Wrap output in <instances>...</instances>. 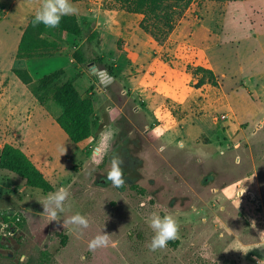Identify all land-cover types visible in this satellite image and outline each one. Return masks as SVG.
Wrapping results in <instances>:
<instances>
[{"label": "rangeland", "instance_id": "1", "mask_svg": "<svg viewBox=\"0 0 264 264\" xmlns=\"http://www.w3.org/2000/svg\"><path fill=\"white\" fill-rule=\"evenodd\" d=\"M8 1L0 2V154L6 143L26 146L53 191L68 187L71 207L51 221L41 204L46 194L0 169V210L21 218L3 221L0 237H19L17 253L26 257L16 263L0 253V264H264V0H192L163 44L173 51L162 53L158 67L173 69L178 83L148 72L144 53L137 65L125 60L127 40L108 25L120 20L139 39L138 22L124 11L108 17L111 0H70L83 37L53 29L46 34L55 44L50 52L17 59L15 34L24 33L34 13ZM194 32L201 50L192 45ZM153 43L143 30V52ZM179 44L190 58H181ZM78 49L85 64L74 58ZM22 65L34 82L65 70L82 96L93 97L91 139L68 138L55 121L61 108L52 100L41 105L14 75ZM105 128L115 133L111 148L93 161ZM113 152L123 161V190L106 179ZM76 212L89 220L79 234L63 223ZM152 212L171 214L178 225L176 238L155 251ZM12 225L14 235L4 236ZM103 231L108 246L90 251L88 242Z\"/></svg>", "mask_w": 264, "mask_h": 264}, {"label": "trees", "instance_id": "2", "mask_svg": "<svg viewBox=\"0 0 264 264\" xmlns=\"http://www.w3.org/2000/svg\"><path fill=\"white\" fill-rule=\"evenodd\" d=\"M191 3L192 0H111L107 7L108 10L142 15L141 29L156 43L163 45ZM33 17L30 18L22 35L16 54L17 59L39 57L50 52L55 44L46 37V34L53 29L79 39L83 37L84 31L75 15L62 17L55 28H48L43 24L34 26ZM86 26L92 29L91 24ZM97 35L98 33L94 31L89 41L96 39ZM74 58L80 64L87 62V58L83 56L80 49L75 52ZM197 70L215 77L210 69L198 67ZM13 73L30 89L41 105L44 106L47 100H52L61 108V114L55 118V121L72 142L79 144L94 136L97 127L95 101L93 97L80 94L74 79L65 78V70L46 75L38 82L33 81L26 69L17 68L13 70ZM0 169L20 177L25 181L26 186L32 189L40 190L45 194L54 190L53 184L33 160L20 147L11 143H6L1 150ZM134 188L136 189L137 186ZM120 189L123 190L124 187L121 186ZM19 218H13L12 214L7 211H0L1 221L11 222L13 220L19 224L18 222L21 221V218L18 220ZM9 229H15V226L12 225L7 230Z\"/></svg>", "mask_w": 264, "mask_h": 264}, {"label": "clouds", "instance_id": "3", "mask_svg": "<svg viewBox=\"0 0 264 264\" xmlns=\"http://www.w3.org/2000/svg\"><path fill=\"white\" fill-rule=\"evenodd\" d=\"M77 9L72 5L70 0H42L41 7L36 10L32 23L33 25L43 24L48 28H55L59 25L62 17L77 13ZM159 132V129H155ZM114 130L111 128H105L99 134V137L93 146L90 154V159H95L107 152L111 148V141L114 137ZM182 145V142H181ZM163 150V148H161ZM223 155V152H221ZM122 159L116 153L111 155V168L107 173L106 179L111 181L113 185L119 187L125 183L123 179V172L121 164ZM239 163V159H237ZM44 212L51 221H57L61 213H64L66 209L71 207L70 192L68 187L61 186L55 191L48 192L44 200L41 202ZM64 226L72 225L73 227L69 231L81 233L83 229L89 226V220L86 215L76 212L75 214L67 217L63 220ZM149 227L153 230V235L149 247L155 251L158 248H164L167 246L169 240L176 238L178 233L177 221L171 214L160 215L156 212L150 214L148 219ZM110 242V235L106 232L97 234L88 242V249L94 251L97 248L107 247ZM23 262L26 257L21 256Z\"/></svg>", "mask_w": 264, "mask_h": 264}, {"label": "crops", "instance_id": "4", "mask_svg": "<svg viewBox=\"0 0 264 264\" xmlns=\"http://www.w3.org/2000/svg\"><path fill=\"white\" fill-rule=\"evenodd\" d=\"M35 1L36 0H33V1H29L28 0L25 3H23V5L20 4L19 2H17V0H9L8 2L11 3L13 7H16V8H23L24 7V10H26V11L31 10L35 14L36 10L41 7L42 0H38L39 1L38 4L35 3ZM0 2L1 3H6V0H0ZM85 10L88 13H91L92 12V8H90V9L88 8L87 9V7H85ZM104 12H106V14H107L108 17H112L113 16L114 18H117L118 17V13L121 12V11L105 10ZM69 15H76V14H69ZM130 16H134L136 18L135 20H137V22H138L136 35H138V37L142 38V31L143 30L140 28L139 23L141 22L143 16L142 15H137V14H133V15L130 14ZM117 19H119V17ZM108 26H111V27L117 29L121 33V36L127 40L126 46L124 48V51L122 52V53H125V52L128 53L125 56V58L127 57V59H125V60H127V62H131L132 61L133 64L137 65V63H138L137 58L140 59L139 54L140 53H144L147 56V59L146 60H147L148 65L146 66V69H147L148 72L156 71L157 73H162L165 76H169V78L171 80H174L175 79V81H177V83L179 82L177 76L175 77V71L173 69L166 68L165 67V68H162V70H161V68H158V67H162L161 65L164 64V62L162 60V53L167 52L168 50L173 51V49H171L170 46H167V45H162L161 46V45H158L154 41L153 45H151V47L149 46L148 48L146 47V50L147 51L145 50V52H143L144 49L141 46H139L140 45V38L139 39H135L134 38V35H130V33H129V31L127 29L124 30L123 22L122 21L120 23V20H112L111 21V24H109ZM16 33L17 34H15V37H16V40H15L16 52H15V54H17L18 47H19V43H20L21 38H22V35H23V31L20 30V29H18V31ZM132 38H134V39H132ZM195 38H196V34L194 32V33H192V37H191L192 45H195L196 48H199L201 50L199 44L196 43ZM176 48H178V50H181L180 53L182 52V57H181L182 59L190 58L191 57L190 54H186V52H185V50L187 49V46H184V45L179 44ZM130 49H132V51ZM128 51H131V52H128ZM198 63H199V60H196V65H198ZM199 66H202V65H199ZM19 68L20 69H24L25 66L22 65ZM206 69H208V68H206ZM1 72L2 71L0 70V76H1ZM176 74H178V73H176ZM160 78H162V77H160ZM20 82H21V80H20ZM4 83H5V80H0V89H2L4 87ZM20 148L30 158H31V156L34 157L33 152H31L30 149H27L26 146H21ZM0 211H3V210H0Z\"/></svg>", "mask_w": 264, "mask_h": 264}, {"label": "flooded vegetation", "instance_id": "5", "mask_svg": "<svg viewBox=\"0 0 264 264\" xmlns=\"http://www.w3.org/2000/svg\"><path fill=\"white\" fill-rule=\"evenodd\" d=\"M123 139L125 141L126 138ZM3 235L6 236L5 234ZM18 241H20L19 237L15 239L0 237V253L6 255L7 258L14 260L16 263H21L20 257L25 255L17 253L22 250L21 244Z\"/></svg>", "mask_w": 264, "mask_h": 264}, {"label": "built area", "instance_id": "6", "mask_svg": "<svg viewBox=\"0 0 264 264\" xmlns=\"http://www.w3.org/2000/svg\"><path fill=\"white\" fill-rule=\"evenodd\" d=\"M0 14H1V11H0ZM220 119L222 120V121H226L227 119H228V115H226V114H223L221 117H220ZM0 225H3L4 227H6V225L3 223V220L1 221V219H0ZM4 230V228L1 230L2 231V233L3 234H8L9 236H13L14 235V233H15V230H13V229H11V230H9V231H6V232H4L3 231Z\"/></svg>", "mask_w": 264, "mask_h": 264}, {"label": "water", "instance_id": "7", "mask_svg": "<svg viewBox=\"0 0 264 264\" xmlns=\"http://www.w3.org/2000/svg\"><path fill=\"white\" fill-rule=\"evenodd\" d=\"M92 68L94 69L95 72H98V69H96L95 66H93ZM104 72H105V71H102V72H101L102 75H103L104 80L108 81V80L112 79L109 75H106Z\"/></svg>", "mask_w": 264, "mask_h": 264}]
</instances>
